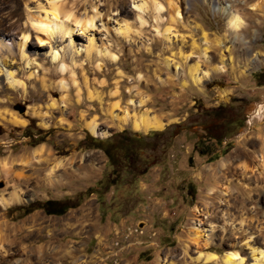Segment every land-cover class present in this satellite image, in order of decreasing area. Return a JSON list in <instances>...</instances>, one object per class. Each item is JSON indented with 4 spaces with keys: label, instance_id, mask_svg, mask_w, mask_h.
Wrapping results in <instances>:
<instances>
[{
    "label": "rangeland",
    "instance_id": "rangeland-1",
    "mask_svg": "<svg viewBox=\"0 0 264 264\" xmlns=\"http://www.w3.org/2000/svg\"><path fill=\"white\" fill-rule=\"evenodd\" d=\"M67 1L79 19L96 6L105 23L96 18L82 34L76 28L73 48L69 36L37 42L29 18L43 16L47 0H0V37L12 43L11 56L0 57V198L18 191L25 199L0 206V264H223L229 252L252 264L244 243L253 236L251 244L264 249V177L243 166L254 167L264 154V0H217L225 13L241 17L237 33L210 0H171L180 22L170 21L169 0H156L160 14L149 1L140 12L143 26L135 16L138 0ZM254 3L260 9L251 10ZM119 23L130 27L127 37L115 32ZM23 28L27 61L17 45ZM223 37L230 55L224 44L215 47ZM90 40L107 51L87 58ZM204 47L217 58L206 60ZM196 64L200 76L208 74L197 86L189 77ZM113 104L118 118L147 112L165 122L156 152L147 146L154 139H140L157 131L119 126L109 114ZM92 120L107 137L91 134ZM90 138L109 143L115 166L89 148ZM41 145V162L27 164ZM49 200L70 208L60 216L42 209L25 214ZM197 227L206 247L192 241ZM211 253L215 258L207 259Z\"/></svg>",
    "mask_w": 264,
    "mask_h": 264
},
{
    "label": "bare ground",
    "instance_id": "bare-ground-1",
    "mask_svg": "<svg viewBox=\"0 0 264 264\" xmlns=\"http://www.w3.org/2000/svg\"><path fill=\"white\" fill-rule=\"evenodd\" d=\"M48 4L46 7L41 8V10L43 11L42 14L43 16H30L29 20L31 22V26L33 29L36 30V40L40 45L45 46L44 44H51L50 40H52V38L55 35L60 36V38H65V36H69L70 40H69V45H73L72 42V36L74 34V31L77 30L81 31L82 33H86L87 30L89 31V29L94 28L95 27V19L98 18V22L101 23V27H105V23H102L103 21H101L100 19V14L99 12H97V8L96 6L93 7V9L95 10V13L91 16H89L88 18L85 17L84 19H79L78 16H76V14L73 11V7H71L70 2L67 0H47ZM151 2L152 5L154 6V10L158 12V14H160L159 12L161 11V5L159 3L156 2V0H138V2H136L134 5L137 8L138 12L136 13V18L137 20H139L140 25L143 26V24L145 23L143 14L140 12H144L145 11V7L146 4H148V2ZM215 8H217V11L222 12L223 15H226L228 17L227 19V25L230 29V31L232 32H238L242 29L243 26V22L241 20V17L237 14V13H225V8L224 6H221V4L217 1V0H210ZM22 2V0H20V3ZM170 5H172V11L173 16L170 18L171 22L174 21H178L180 22L181 20V15H180V11L178 9V7H176L174 4H172V1L169 0ZM17 7V5H15ZM14 7V6H13ZM251 10H258L260 9V5L258 3H254L251 6ZM15 8V7H14ZM41 13V12H40ZM156 20H159V15L156 16L155 18ZM165 31L168 32V30L166 29ZM21 34H22V38L20 40V42L17 44L18 45V51L19 54H21V58H24L26 61L29 59L27 57H25V47H26V42L29 38V34L27 33V28H23L22 30H20ZM115 32H117V34L123 36V37H127V35L131 32L130 27L128 26V24H124V26H121V23L118 24V26L116 27ZM202 32V31H201ZM79 34V33H78ZM9 37H13V33L11 35H9ZM202 38L205 42V44H208V40L206 35L202 32ZM92 40V39H91ZM91 40L89 41V46L86 48V57L90 58L91 54H93V52H95V54H102L103 52L107 51V48L104 47L99 51V48L97 47H93ZM242 41V40H241ZM218 44L215 46L217 47V50L219 49L221 44H224L225 50L227 51L228 55H230V50L229 48L226 47V44L228 43L227 39L225 37L222 38V42H217ZM247 43V42H246ZM243 42V44H246ZM12 43H8V41L2 36L0 37V57H5V56H11L12 52L10 51L9 47ZM196 43L195 41L192 42V47H194L195 49H198V47L196 48ZM75 46H72V48ZM208 48L209 47H204L203 49L201 48L200 51L202 53V56L208 60L210 58H217V54H215V52L213 53L212 57L209 58V56H207L208 53ZM254 48V47H253ZM54 48H51L50 50V56H51V60L56 61L58 59V54L56 52L53 51ZM216 50V52H217ZM220 50V49H219ZM248 51H250V48H246L245 47V53L246 55L248 54ZM75 53H78L77 50H75ZM105 56H108L109 58L112 59H116L114 55L109 54V52L104 53ZM222 65H223V57L222 55L218 56ZM188 57H183L184 60H187ZM230 61V68L231 70H234L235 68H237L236 66L233 65V61H232V57L230 56L229 58ZM251 61V60H250ZM28 64V62H27ZM174 65V63H172ZM168 66L170 65V62L168 61ZM225 66L219 67L217 69H215L216 71L222 72L224 71ZM65 68V66H64ZM176 71H177V66H175ZM199 65H193L189 68V77L190 80L193 82L194 85H200L201 82L203 81V78L208 76L207 73H204L202 76L199 75ZM9 79L12 78V73H8L7 74ZM209 78V77H208ZM206 79V78H205ZM74 80V79H73ZM11 84L13 83H18L14 80H11L10 82ZM73 83V82H72ZM74 84H75V80H74ZM76 85V84H75ZM58 87L60 90L66 91L67 89V85L65 83V81L61 80L58 83ZM227 92H223V98H227ZM63 102V101H62ZM145 101H140L138 107H140L142 104H144ZM129 104H133V101L131 100ZM118 108L117 104H113L110 106L109 109V114L112 117V119H117V124L119 126H126L127 124H131L133 126V128L136 131H142V132H149V131H160L165 127V122L162 120H159L156 117H151L149 114H147V112L140 114L139 116H133V117H128V113H124V117L123 118H118L117 115L114 116V111L115 109ZM15 124H19L18 121H14ZM128 126V125H127ZM87 128L89 129V131L91 132L92 135L94 136H100V137H107L108 133L107 132H101L99 131V127L98 124L96 123L95 120H92L91 122H89L87 124ZM44 149L45 147L43 145L39 146L33 153L32 158L27 162V164L33 162V163H39L40 161V157L43 155L44 153ZM257 164L254 167H249L244 165L243 166V170L244 172H257V174L261 175L264 177V154L262 155H258V157L256 158ZM221 168H224L226 166V162H224V160L219 164ZM60 164H58L56 167H59ZM55 168H51V170L48 172L47 174V179L49 180V182H53L54 179V172H55ZM54 173V174H53ZM227 190L223 193L224 196L227 195ZM23 194V193H22ZM21 192L19 193L18 191H13L10 194V197L8 200L4 199L3 197L0 198V206L3 208L9 207L10 205H16V204H20L23 203L25 201V199L23 198ZM212 194V193H211ZM196 212L198 213L199 211L196 210ZM193 230V229H192ZM201 230L197 227L194 228L193 230V237H192V241L194 242V245H198L199 243H201L202 241V236L200 234ZM253 239H255V237L251 236L247 242L244 243V245H246V249L250 250V257L252 258L253 263L252 264H264V249H261L259 247H256L254 245H252L251 243L253 242ZM203 242L204 247L207 246V244H204L205 242ZM2 250L1 246H0V251ZM214 259L215 255L214 254H210L208 256L207 259ZM245 258L242 257L239 253L237 252H229L228 254H226L223 258V264H245Z\"/></svg>",
    "mask_w": 264,
    "mask_h": 264
},
{
    "label": "trees",
    "instance_id": "trees-1",
    "mask_svg": "<svg viewBox=\"0 0 264 264\" xmlns=\"http://www.w3.org/2000/svg\"><path fill=\"white\" fill-rule=\"evenodd\" d=\"M166 133V130H163V131H157V132H153L151 133L149 136H145L144 138H141L140 140H147V139H154V142L151 143V144H147L148 147H151V152H156V148L160 145V138L164 136V134ZM177 133H172L170 138L175 136ZM127 138V137H126ZM125 138V139H126ZM211 138H213L215 141L221 143V139L220 138H217L215 136H211ZM158 140V142H156ZM124 140V139H123ZM88 141V139H87ZM90 144H89V148H95V149H100L103 151V153L105 154V156L107 157V160H108V163L111 165V166H115L116 165V158L114 157L113 154H111L110 152V149H109V143L107 141H100V140H94V139H91L89 140ZM127 142V145L130 144V140L129 139H126L125 140ZM170 145V139L169 141H167V143L165 144V147L164 149L162 150V154L165 153L166 151V148ZM159 156V155H158ZM160 157H162V155H160ZM214 159H216V157L212 158L210 161H213ZM161 160L158 161V159H155L154 161V164H157L159 163ZM145 173V170H143V172L141 174H144ZM70 208V206H66L62 203H59L58 201H46L40 205H35V207H27L25 209L26 213L25 214H28L30 213L32 210L34 209H42L44 211L45 214L47 215H55V216H60L62 214H64L68 209Z\"/></svg>",
    "mask_w": 264,
    "mask_h": 264
}]
</instances>
